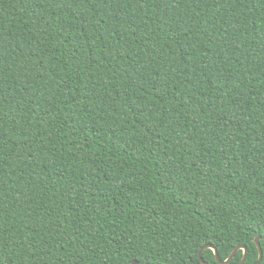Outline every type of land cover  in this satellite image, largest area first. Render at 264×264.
Masks as SVG:
<instances>
[{
    "label": "trees",
    "instance_id": "1",
    "mask_svg": "<svg viewBox=\"0 0 264 264\" xmlns=\"http://www.w3.org/2000/svg\"><path fill=\"white\" fill-rule=\"evenodd\" d=\"M256 237L264 264V0H0V264Z\"/></svg>",
    "mask_w": 264,
    "mask_h": 264
},
{
    "label": "water",
    "instance_id": "2",
    "mask_svg": "<svg viewBox=\"0 0 264 264\" xmlns=\"http://www.w3.org/2000/svg\"><path fill=\"white\" fill-rule=\"evenodd\" d=\"M254 243H255V245H256V247H257V249H258V252H259L258 260H257V262H256L255 264H260V262H261V260H262V256H263V252H262V249H261V246H260V237H256V238L254 239ZM205 249H210V250L213 251V253H214V255H215V259H216V261H217L219 264H229L230 261H231V260L233 259V257L235 256V253H236L238 250H242V251H243V257H242V260H241V262H240L239 264H244L245 259H246V255H247V248H246V247H243V246H238V247H236V248L232 251L231 255H230L226 260L221 261V260L219 259L218 254H217V250H216L213 246H211V245H205V246H203V247L201 248V250H200L199 253H198V257H199L200 261L202 262V264H206L205 262H203V259H202V256H201L202 251H204ZM131 264H138V262L134 261V262H132Z\"/></svg>",
    "mask_w": 264,
    "mask_h": 264
}]
</instances>
